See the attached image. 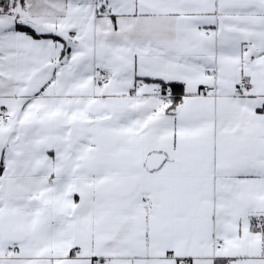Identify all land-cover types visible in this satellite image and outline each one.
<instances>
[{
    "label": "snow or ice",
    "instance_id": "6c2138e0",
    "mask_svg": "<svg viewBox=\"0 0 264 264\" xmlns=\"http://www.w3.org/2000/svg\"><path fill=\"white\" fill-rule=\"evenodd\" d=\"M0 264H264V0H0Z\"/></svg>",
    "mask_w": 264,
    "mask_h": 264
}]
</instances>
